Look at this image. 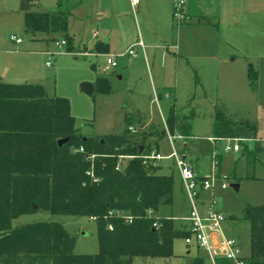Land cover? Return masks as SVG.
Listing matches in <instances>:
<instances>
[{
  "label": "rangeland",
  "instance_id": "obj_1",
  "mask_svg": "<svg viewBox=\"0 0 264 264\" xmlns=\"http://www.w3.org/2000/svg\"><path fill=\"white\" fill-rule=\"evenodd\" d=\"M226 1L230 4L233 2L192 0V3L206 14L218 15ZM33 2H36L32 7L35 10L54 11L60 7L67 13L68 33L72 37L73 48L67 49L66 45L59 53L54 54L59 50L56 40L66 37L60 33L51 36L27 30L21 0H0V78L10 83H41L49 96L67 97L71 113L76 119L75 125L83 135L122 134L128 127L129 134H135L138 141H145L149 150L158 148L162 155H169L176 150L189 159L197 156L204 158L212 147L209 136L213 132L215 111L221 109L235 120L248 119L255 122L258 137L264 138V43L260 44L259 38L258 49L249 60L239 51H235L228 61L206 56L210 52L197 49L190 50L189 54H178L172 44L179 43L180 51H185L187 42L183 34L179 35V27L184 22L174 20L172 1L171 25L164 26V36L159 40H147L145 36V33H152L150 19L155 22L154 12L150 11L154 7L153 2L151 9L141 7L135 11L124 1L117 7L111 0ZM108 7H112V12L124 15L117 25L111 17L98 16V11ZM128 16L139 22L145 38L141 36L137 26L134 29ZM256 22L254 20L252 23L253 32L261 29V22L259 25ZM112 30L113 34L110 32ZM98 32H101V37L105 33L111 34L108 52L99 53L96 50L94 35ZM11 35L19 36L22 42L16 45L10 39ZM140 40L145 44L147 54L140 53L134 59L126 54L127 47ZM150 44L164 47L155 54ZM166 46H169L168 56L161 54L163 50L167 52ZM79 48L82 50L79 51ZM109 54L117 56L118 66H108ZM234 54L238 58L233 61L231 59ZM48 59L51 61L50 67L45 65ZM249 63L258 71L256 89L250 85ZM82 82L92 84L91 93L81 90ZM172 106L181 115L192 116V137L187 139L186 147L185 138H178L173 149L167 132L163 133L164 122H167ZM127 117L131 119L130 124H127ZM228 143L234 142L221 140L216 145V151L222 155L223 175L227 177L229 184L241 183V186L219 188L214 196L217 200L216 207L226 216L225 228L231 229L227 231V235L235 238L241 254L248 256L251 251L250 221L246 213L249 205L264 204V149L249 139L242 142L241 150L225 151L223 147ZM243 150L250 151L251 154L244 155ZM127 160L128 158L119 157L118 163L123 165ZM156 166L161 173L172 175L174 181L173 200L170 204L162 205L158 215L171 218L189 214L191 204L183 184L181 187L180 171L174 158L162 159ZM40 220L62 222L75 236L74 252H98V225L86 215L53 214L49 210L38 209L15 218L12 225ZM175 224L179 227L184 223L178 220ZM196 257H202L203 264H213L205 251L195 245H188L185 237L178 235L173 242L171 257L137 256L133 264H191Z\"/></svg>",
  "mask_w": 264,
  "mask_h": 264
},
{
  "label": "trees",
  "instance_id": "obj_2",
  "mask_svg": "<svg viewBox=\"0 0 264 264\" xmlns=\"http://www.w3.org/2000/svg\"><path fill=\"white\" fill-rule=\"evenodd\" d=\"M35 3L21 0L26 29L51 36L60 33L68 40L67 49H72L67 13L60 7L54 11L32 9ZM95 47L107 50L105 44ZM248 77L256 89L258 71L251 63ZM191 118L172 106L168 128L190 137ZM126 121L131 123L129 117ZM75 124L67 97L49 96L41 83L0 80V264H133L137 256L171 257L175 237L189 232L172 218L148 216L147 211L157 212L172 202L173 176L160 173L157 166H146L139 156L128 158L122 169L116 168L120 154L138 155L142 146V153L150 149L145 141L129 134L128 127L122 134L86 136ZM212 133L217 138H251L257 136V124L235 120L218 109ZM62 138L67 141L59 145ZM81 146L84 151H74ZM38 209L96 215L98 252H74L75 236L60 221L12 225L15 218ZM112 209L132 214L133 221L106 216ZM246 217L251 251L245 259L247 264H264V204L249 205ZM155 221L159 227L153 225ZM217 262L230 264L224 258ZM191 264H203V258L196 257Z\"/></svg>",
  "mask_w": 264,
  "mask_h": 264
},
{
  "label": "crops",
  "instance_id": "obj_3",
  "mask_svg": "<svg viewBox=\"0 0 264 264\" xmlns=\"http://www.w3.org/2000/svg\"><path fill=\"white\" fill-rule=\"evenodd\" d=\"M113 4L116 5V7L120 4L121 1L126 2L132 10H137L141 7H146L151 9L152 2L154 4V7L151 11V13L154 12V18L155 22H152L150 19V24L152 28V33L150 32L145 33L146 39L151 40V38L155 40H159L164 36V26H169L171 25V1L173 0H140L139 4L137 7L134 9L131 0H111ZM225 1V0H222ZM112 7L105 8L101 11H98L97 13L100 14L98 16H104V17H111L114 19V24H116L121 17H124V15L121 13L120 15L116 14L117 11L111 10ZM186 12L188 14V18L183 21L184 24H182L179 27V35L183 34L185 37V40L187 42V47L185 51H180L181 46L179 43L172 44V47L177 49V53H190L192 49H197V50H202L210 53H206V56H215L219 57L223 61H228V58L235 52L239 51L242 53V56L245 54L246 59H251L255 50L258 49L257 47V39L259 38L260 44L264 43V0H233V2L230 4L229 1H226V4L219 9L218 15L216 13L212 14H206L204 13L203 10L200 9L198 5H193L192 0H187L186 4ZM112 13L114 15H112ZM24 17V14H23ZM216 17H218L216 19ZM130 23L133 25L134 29L137 28L139 29V32L143 38H145L141 25L139 22L134 20L131 16H128ZM256 20V24L259 25V22H261V29L259 31L253 32L252 28V23ZM244 24V27H241V25ZM117 25V24H116ZM116 26H113L115 28ZM243 28V29H241ZM165 29V28H164ZM262 35H260L261 33ZM111 34L114 33V31H110ZM120 32V31H119ZM111 34L110 33H105L101 37V32L95 33L94 39L97 41V43L105 44L107 50L102 51V52H108L110 50V43L111 42ZM166 34V31H165ZM19 37V36H18ZM20 38V37H19ZM102 39V40H99ZM180 41V36L178 37ZM10 39L15 42L16 45L20 44L22 42V39L20 42H17L12 39V35L10 36ZM141 41V40H140ZM139 42V41H136ZM134 42V43H136ZM142 42V41H141ZM131 43L128 48L134 44ZM143 43V42H142ZM95 44V45H96ZM144 44V43H143ZM150 48L155 54L159 53L160 48L164 47V45L157 44L156 46L150 44ZM261 46L259 45V48ZM81 48V47H80ZM79 48V51L82 50ZM96 48V47H95ZM167 52L165 50L162 51L161 54L163 55H169L170 53L168 52L169 46H166ZM264 49V46H262ZM98 51V50H97ZM99 53L101 51H98ZM140 53L147 54L146 52V47L144 44V47L138 46L137 48V55L136 56H131L132 58H137ZM126 54L127 51H126ZM256 54V53H255ZM129 55V54H128ZM108 56H111L110 54ZM116 56V55H113ZM147 56V55H146ZM255 57V56H254ZM44 58V57H43ZM238 58L237 54H234V57H232L231 60H236ZM49 60V59H48ZM47 60V61H48ZM117 60V56H116ZM47 61L45 62V65L47 66ZM140 61L142 59L140 58ZM249 65V64H248ZM118 66V64L116 65ZM115 66V67H116ZM50 67V66H47ZM0 80H2L0 78ZM34 83V82H31ZM164 129L165 131L170 133V134H178L177 132L172 133L167 125V122H164ZM258 133V132H257ZM166 134V135H167ZM213 134V133H212ZM258 136V135H257ZM168 137V135H167ZM192 137V136H190ZM190 137H185V146H187V139ZM210 137H215L213 135L209 136ZM221 140H226V138H221L216 140L215 142L211 141V148L208 150V155H205L204 158L201 156H197L196 158H191L189 159L184 153V155L193 162L195 165L196 171L198 174L202 177H206L210 174L211 172V167H212V161H213V155L214 151H216V145L218 142ZM224 149V147H223ZM262 149V147H261ZM156 150L159 151L158 148ZM150 151V150H149ZM235 151V150H234ZM210 153V154H209ZM217 159H218V165H217V172L223 174V167H222V155L221 153L217 152ZM244 154V150L242 151ZM142 154V153H140ZM208 156V157H207ZM176 165V164H175ZM160 168V165H159ZM160 172V170H158ZM161 173V172H160ZM180 181H181V187H182V179L180 175ZM241 186V183H239ZM220 187H217L219 189ZM223 189V188H220ZM215 190V192H216ZM173 194H174V189H173ZM205 196L208 194L205 193ZM174 196V195H173ZM173 200V199H172ZM189 201V199H188ZM203 209V208H201ZM159 214V210L157 211V215ZM189 214H185L183 216H176V217H171L175 221H182V218L187 217ZM159 216V215H158ZM184 223V222H183ZM180 226H183L184 228L186 227V224L184 223L183 225L181 224ZM179 226V227H180ZM225 228V226H224ZM229 232L231 229L228 228L226 229ZM191 246V245H190ZM206 253V252H205ZM207 255V254H206ZM208 257V255H207ZM212 261V260H211ZM213 263V262H212Z\"/></svg>",
  "mask_w": 264,
  "mask_h": 264
},
{
  "label": "built area",
  "instance_id": "obj_4",
  "mask_svg": "<svg viewBox=\"0 0 264 264\" xmlns=\"http://www.w3.org/2000/svg\"><path fill=\"white\" fill-rule=\"evenodd\" d=\"M140 0H131L134 9L139 4ZM186 2L187 0H173V17L178 23L185 21L188 18L186 12ZM12 39L20 42L21 38L16 35H12ZM67 45L66 39L56 40V46L59 50L55 53H59L64 46ZM138 46L144 47V44L139 41L132 44L127 53L131 56L137 55ZM107 64L110 67H115L117 65L116 56H108ZM51 65L50 59L47 61V66ZM168 139L170 140L171 146L174 149L175 142L178 138H185L180 134H170L168 132ZM212 142L218 139L217 137L209 138ZM252 139L257 142L264 149V138L255 136L251 138L234 137L226 138V140H231L233 144H225L224 150H241L243 147L242 142ZM74 151H84L81 146L75 148ZM139 156L142 158L143 163L146 166H156L162 159L174 158L176 166L179 168L182 184L187 193L189 202L191 204V211L187 217L182 218L183 222L186 224L185 229L189 232L185 236V242L188 245H195L198 249L206 252L208 257L212 260L213 264H218V258L227 259L230 264H247L245 256L241 254L237 240L233 237H229L224 228V221L226 216L219 210L217 205V200L215 199V190L217 187L226 189L229 186L227 177L223 174L218 173L216 168L218 165L217 153L214 151L212 169L208 176L202 177L196 171L195 165L191 160H189L184 154H179L176 150H173L169 155H162L158 150L151 149L148 152L138 154V155H119L120 158H133ZM91 159L95 157L94 154L89 156ZM117 169H122L121 163L116 166ZM93 180H97L92 171L89 172ZM85 184V183H84ZM208 195L205 196L204 194ZM203 208V209H201ZM148 216L158 217L157 212L154 209H148ZM106 216H115L122 218L126 222H132L134 216L120 209L109 210ZM92 220H97L96 215L89 216ZM155 227H159L160 223L155 221L153 223ZM109 229H112V224L108 225Z\"/></svg>",
  "mask_w": 264,
  "mask_h": 264
},
{
  "label": "water",
  "instance_id": "obj_5",
  "mask_svg": "<svg viewBox=\"0 0 264 264\" xmlns=\"http://www.w3.org/2000/svg\"><path fill=\"white\" fill-rule=\"evenodd\" d=\"M80 88H81L82 91L87 92V93H91L92 90H93V86H92V84L89 83V82H82L81 85H80ZM66 141H67V138L59 139V140H58V144H59V145H62V144L65 143ZM142 151H143V146H142V148L139 149V153H142ZM229 185H230V186H234V187H236V188H239V187H240V184H239V183H231V184H229ZM34 207L37 208L36 205H34Z\"/></svg>",
  "mask_w": 264,
  "mask_h": 264
}]
</instances>
